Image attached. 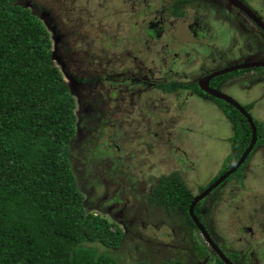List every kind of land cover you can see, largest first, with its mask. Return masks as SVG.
Returning a JSON list of instances; mask_svg holds the SVG:
<instances>
[{"label":"rangeland","instance_id":"1","mask_svg":"<svg viewBox=\"0 0 264 264\" xmlns=\"http://www.w3.org/2000/svg\"><path fill=\"white\" fill-rule=\"evenodd\" d=\"M21 1L45 26L43 45L48 43L52 52H57L52 62L64 81L70 83L66 75L70 71L90 78L88 84L71 92L75 133L69 159L84 211L104 217L123 232L118 248L111 251L117 264H137L144 259L163 264L171 257L185 258V250L173 247L178 245L175 234L179 227L189 240L194 234V243L205 249L203 256L211 262L205 241L191 226H183L182 214L169 216L148 207L145 197L159 177L171 172L190 193H197L218 172L228 154L232 127L220 110L203 106L188 91L163 93L154 85L129 80L142 75L152 83L159 77L163 80L161 67L167 66V60L181 45L193 41L185 24L196 9L195 3L183 7V17H175L169 13L175 0ZM249 4L264 19V0H250ZM149 22H158L163 30L157 36L147 35ZM244 23V28L250 25ZM227 29L235 42L232 51H240L244 41L235 30ZM63 40L68 55H64L63 45L59 48ZM246 42L254 47L253 40ZM259 49L257 53H243L264 58V43ZM161 51L167 55L162 56ZM180 55L177 58L183 67L175 68L168 80L185 82L191 79L188 76L199 73L195 63L186 64L187 55ZM238 80L250 85L244 88L247 94L241 101L249 103L254 118L264 122V71L251 72ZM233 85L228 84L226 90L235 92ZM94 98L101 101L102 111L89 118L90 106L85 100ZM242 171L240 188L234 191L228 187L231 193L225 189L219 199L217 189H212L200 209L204 224L227 248V243L230 247L242 246L243 241H237L238 229L249 227L242 234L248 238L252 231L255 264H264V147L252 151Z\"/></svg>","mask_w":264,"mask_h":264},{"label":"trees","instance_id":"2","mask_svg":"<svg viewBox=\"0 0 264 264\" xmlns=\"http://www.w3.org/2000/svg\"><path fill=\"white\" fill-rule=\"evenodd\" d=\"M46 36L23 1L0 0V264H117L112 252L123 232L83 209L69 159L72 88L54 66L49 44L43 45ZM175 86L161 84L162 90ZM219 103L232 123L236 150L224 162L227 169L248 144L250 129L235 109ZM253 122L254 146L264 145V123ZM190 201L175 172L159 177L146 196L149 206L182 214V224L193 227ZM193 214L200 219L199 203Z\"/></svg>","mask_w":264,"mask_h":264},{"label":"flooded vegetation","instance_id":"3","mask_svg":"<svg viewBox=\"0 0 264 264\" xmlns=\"http://www.w3.org/2000/svg\"><path fill=\"white\" fill-rule=\"evenodd\" d=\"M236 1H239L243 6H245L253 14L255 18L258 19V21L264 24V19L261 17V15H259L258 12L250 6L249 4L250 0H236ZM189 2L190 3L194 2L196 5V9L193 11V14L190 17V20L185 24L186 25L185 28L189 32L193 41H190L188 43L185 42L184 45H181V47L178 48V51L176 52L174 51L171 54L172 56L170 57V59L167 60L169 62L166 66L167 68L163 66V68L161 67L162 71L159 70V73H161V78H163V80L160 79L159 77L158 81L152 80L154 83L153 84L151 81H148L149 79L147 77L142 75L141 77L136 78V79H129L130 82H137V83L142 82L143 84H146V85L151 84V85H154L159 91L163 93L188 91V95H191L192 98L194 97V99L197 100V102L201 103L203 106H213L215 109H217V111L220 110L219 112L223 113L224 120L231 125L232 134H233L232 123L226 116L224 109L222 107V104L219 102L224 103L223 105L225 109L231 110L235 108L229 103L221 99L208 95L207 93L202 91L198 86L200 80H202L204 77L209 76L215 72L216 73L215 75L209 77L207 81V86L212 89H217L221 91L222 93L228 95L232 100L242 105V107L250 114L252 121L260 122L254 118L252 111H251L250 104L244 103L243 101H241V98L246 97L245 94H247L244 88H247L248 86L250 87V85H247L248 84L247 81H244L245 83H243V81L238 80V79H240V77L245 76L246 74H249L251 72L253 73V72H258V71H264V67L263 66H249V67H242V68L237 67L235 69H231L228 71H225V69H227L230 66L239 65L245 62H250V61L264 62V58L260 57L259 55L253 54L250 56H246L243 53L246 51L257 53L258 50H260L259 45H261L262 47V43H264V30L260 28L256 24V22L253 21V19H251L238 6L231 4L229 0H187V1L175 0L170 6V10H169L170 15L172 14V16L175 15V17H183V11H182L183 7L186 6ZM233 13L236 14L238 18L233 17L234 15L233 16L231 15ZM176 14L178 16H176ZM158 22L160 23V20ZM158 22H154V23L149 22L147 24L145 28V32L147 33V35L157 36V34H159V32L163 30L162 25H159ZM244 22L246 23L248 22L250 25L247 28H244L245 26L243 25L245 24ZM228 27L235 30L238 33V35L242 38V41H244L243 42L244 44H241L242 48L240 47L242 50L239 49L240 51L238 50L232 51L231 47L233 46V43L235 44V42L232 41V38H230V36L228 35V29H227ZM248 28L251 31H249ZM245 34L246 36H243ZM202 39H205V40H202ZM247 39H250V41L253 40V42H255L254 47H249V44L246 42ZM234 40L236 41V39ZM64 41L65 40H63L62 42L60 41L61 45L59 44L60 45L59 48L62 47L63 45L64 55H66L68 51V45H66ZM216 41L217 42L219 41L217 46L214 44ZM213 46L217 48L214 49ZM225 46H227V48H225ZM147 48L149 49L148 46ZM161 53H162V56L167 55L166 52L161 51ZM183 53L185 56L187 55V57H185L187 59L186 64L195 63L194 64L195 69L199 73L195 74L193 71L194 75L188 76L191 79H188V81H185V82L168 80V78L172 75V71L175 68L178 69L180 67H183L182 64H181L182 66H179L180 63L178 62V58H177V57H180L181 56L180 54H183ZM53 54L54 56L55 55L58 56L57 52H53ZM162 56H160V60L162 61V63H164L165 60L163 59ZM147 71L149 72L150 76H152L153 74L152 69L148 68ZM75 73L70 71L69 73L66 74L67 77L70 79V83L69 82L68 83L71 86L72 90L75 89L76 87H79L80 89V87L82 88L84 85L90 82V78L84 79L83 77H80ZM164 78H166L167 80L165 81ZM172 83L176 84L174 88H171V90H162L161 84L170 85ZM232 83L234 84L233 86L236 89L235 92L231 90H226V87H229L227 85L232 84ZM196 88L198 90H196ZM243 90L244 92L242 93ZM85 102L88 103V105L90 106V109H89L90 113H88L89 118H93L94 116H96L94 113L97 114V111H102L101 109H99V102H101L99 101V99L94 98L90 100V102L86 100ZM255 142H256V139H255ZM254 144L252 148L249 150L248 154L245 156L242 163L232 173H230L221 182H219L214 188H212V189H217L216 199H219L221 195L226 193L225 189L227 193L230 194L231 192L227 190L229 189L228 187H231L234 191L240 188L239 185L241 184V178L243 175L242 168L244 167L245 162L250 157L252 151L255 148L264 147V145L254 146ZM246 146L244 147V149L246 148ZM244 149L242 150V152L244 151ZM227 153L228 154L223 157L222 165L220 169L218 170V172L213 177H209V179L201 185L200 190H197V193L195 194L191 193V199L193 196L198 195L208 185L214 182L227 169H229L238 160V158L241 155L240 154L239 157H237V159L235 160V162L229 167H227V169H223L225 160L226 159L227 161L229 160L227 157L230 154L232 155L233 153H236V150H234L231 147L230 140H229V152ZM235 171L239 173L237 174L235 173ZM151 187H150V190H151ZM212 189L207 194H209L212 191ZM150 190H149V193H150ZM207 194L203 196L196 204L199 203V206H200L201 202L207 196ZM145 200H146V197H145ZM214 203L215 201L211 202L209 206L214 205ZM148 207H151V206H148ZM198 220L201 223V225L205 228L210 240L219 248L220 252L224 255V257L227 260H229L232 264H255V262L257 261V257L256 256L254 257L253 255L256 254L257 251L254 250V245H253V240H252V235H253L252 231L250 230L249 236L247 234L248 238L242 234L245 231V229L246 231L249 230V227H243V228L239 227L238 229L239 238L237 239V241L238 240L243 241L241 242L242 246L240 247L231 246L230 247L231 244L227 243V246L229 247L227 248L224 244V241L221 238L219 239L218 238L219 236L217 237L216 235H214L213 232H210L208 229V226L204 224V218L201 213V209H200V219ZM192 231H195V235L201 236L199 230L196 228L195 225L192 227ZM178 232H180L181 235ZM178 232H176L177 234H175L177 235V238L179 237V240L177 242L178 245L176 247L175 246L173 247L174 248L178 247V249L182 248V250H185V252L183 253L185 258L182 257V258L173 259V257H171L169 260L164 259V261H162L163 264H224L222 259L212 249V247H210V245L204 242L206 243V246L208 247V249L211 251V256L213 259L211 262H206L205 259L207 258H204L203 256L205 255V252H204L205 249L204 251H202V249L196 246V244L194 243V234L190 235L191 240H189L186 238V236L182 234L180 227L178 229ZM241 234L242 236L240 237ZM203 241L205 240L203 239ZM182 244L183 246H180ZM170 256L171 255L169 254L168 258ZM250 257L252 258L250 259ZM140 262H145L147 264H158L155 262L147 261V259L141 260Z\"/></svg>","mask_w":264,"mask_h":264},{"label":"water","instance_id":"4","mask_svg":"<svg viewBox=\"0 0 264 264\" xmlns=\"http://www.w3.org/2000/svg\"><path fill=\"white\" fill-rule=\"evenodd\" d=\"M229 2L233 5L238 6L243 12H245L253 21L256 22V24L264 30V24H262L260 21H258L257 18L253 16V14L245 7L243 6L239 1L236 0H229ZM249 66H263L264 67V62L260 61H250V62H245L239 65H234L230 66L225 71L235 69L237 67L242 68V67H249ZM216 73H212L209 76L204 77L202 80L199 81V88L207 93L208 95H211L213 97H216L218 99H221L230 105H232L247 121L250 129V138L249 142L244 149V151L241 153L240 157L238 160L229 168L227 169L223 174H221L214 182H212L210 185H208L204 190H202L198 195H195L192 197L188 207H187V213L191 219V221L194 223L196 228L199 230L202 238L205 240V242L212 247V249L218 254V256L222 259L224 264H232L229 260H227L224 255L220 252L219 248L210 240L205 228L201 225L199 220L195 217L193 214V208L195 204L203 197L205 196L212 188H214L219 182H221L226 176H228L230 173H232L244 160L245 156L248 154L249 150L252 148L255 139H256V134H255V126L252 121V118L250 114L236 101L232 100L228 95L222 93L221 91L217 89H212L207 86V81L209 77L215 75Z\"/></svg>","mask_w":264,"mask_h":264}]
</instances>
